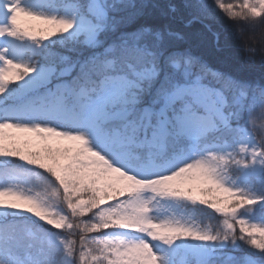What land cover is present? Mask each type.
Masks as SVG:
<instances>
[{
	"label": "trees",
	"instance_id": "obj_1",
	"mask_svg": "<svg viewBox=\"0 0 264 264\" xmlns=\"http://www.w3.org/2000/svg\"><path fill=\"white\" fill-rule=\"evenodd\" d=\"M107 3L110 15L121 22L120 31L148 29L152 35L160 33L166 45L186 44L193 55L203 57L215 69L253 84L264 81V12L255 15L251 11L261 7L260 0H107ZM130 19L134 22L128 26ZM11 27L20 41L28 31H37V27H27L22 22L12 23ZM37 36L40 53L26 59L22 67L11 73L24 77L28 73L26 68H31L35 59L59 66L62 55L71 57V63L81 53L90 51L83 44V36L63 32L47 40ZM20 81L7 84L1 81L0 103L19 102ZM227 110L232 111L231 127H220V132L212 136L233 141L239 135V126H246L264 150V96L259 89H249L243 108L237 105ZM78 157L79 152L49 140H44L37 151H30L15 133L0 125V175L14 171L27 176L29 181L26 184L23 181L26 193L19 197L0 190V234L14 257L38 264H107L111 255L98 239L112 221L103 210L105 195L100 194L97 186L101 170L96 162L76 166ZM244 162L245 158L238 154L227 162L226 168L234 178H239ZM62 165L65 173L59 178L57 171ZM202 196L201 204L184 205L195 214L197 223L210 229L207 245L216 250V256L206 263L191 259L190 264H228L225 246L247 247V241L254 237L264 243L259 233L244 232V228H264V169L249 181L241 182L237 193L225 195L213 188L203 190ZM241 197L251 198L254 203H245ZM79 203L83 206L77 207ZM218 206L228 211L240 206L241 210L236 215H221L216 210ZM51 231L68 239V244L51 243L46 239ZM192 239L180 237L184 242Z\"/></svg>",
	"mask_w": 264,
	"mask_h": 264
},
{
	"label": "rangeland",
	"instance_id": "obj_2",
	"mask_svg": "<svg viewBox=\"0 0 264 264\" xmlns=\"http://www.w3.org/2000/svg\"><path fill=\"white\" fill-rule=\"evenodd\" d=\"M82 14L83 0H0V83L4 73H11L25 57L40 52L35 31L25 33L21 42L13 35L12 23L37 27L36 17L75 18L73 27L61 32L82 37L83 34L76 35ZM118 35L109 30L101 33L99 39L111 43ZM32 65L34 71L28 72L21 81L22 104L0 105V124L14 132L30 151H37L44 140H49L54 145L62 144L79 152L76 166L97 162L101 169L97 186L100 194L105 195L103 210L112 218L111 226H107L98 239L111 255L107 264H163L160 257H166L167 264H189V258L202 263L212 259L214 248L207 245L205 239L211 235L209 229L198 225L194 214L188 212L183 203H201L202 191L207 189L216 188L231 195L237 192L240 181H248L261 172L264 152L254 133L243 126L233 141L212 136L220 125L230 124L229 113L225 112L227 125L220 123L204 136L178 146L176 151L139 160L117 157L79 122L74 113L60 110L41 99L44 93L30 87L29 82L37 69L54 65L38 60ZM237 154L247 161L241 166L242 176L235 179L226 164ZM64 165L57 171L59 178L65 173ZM17 180L18 176H12L0 182L1 189L10 190L12 197L25 194L26 190L19 187L21 184ZM134 190L137 191L135 194H127ZM224 208L218 206V214L227 213ZM240 210L239 206L229 213L239 214ZM184 233L194 239L181 241ZM47 239L59 246L69 242L55 232ZM0 264L28 263L14 258L0 238Z\"/></svg>",
	"mask_w": 264,
	"mask_h": 264
},
{
	"label": "snow or ice",
	"instance_id": "obj_3",
	"mask_svg": "<svg viewBox=\"0 0 264 264\" xmlns=\"http://www.w3.org/2000/svg\"><path fill=\"white\" fill-rule=\"evenodd\" d=\"M260 4L251 9L255 15L264 12V0ZM36 20L35 34L45 40L76 23L75 18ZM113 20L107 0H83L76 35L83 34L90 51L71 63V57L62 55L59 66L40 67L29 86L44 93V102L74 113L115 156L139 160L184 145L220 123L227 125L226 110L243 108L249 89H259L264 96V81H241L193 55L186 44L166 45L160 33L152 35L148 29L120 31L121 22ZM133 22L130 19L128 26ZM109 30L118 33V39L104 43L99 36ZM22 79L8 72L2 77L6 84ZM244 232L264 238V228H244ZM224 252L228 264H264L260 238L247 241V247L225 246ZM159 259L167 264L166 257Z\"/></svg>",
	"mask_w": 264,
	"mask_h": 264
}]
</instances>
